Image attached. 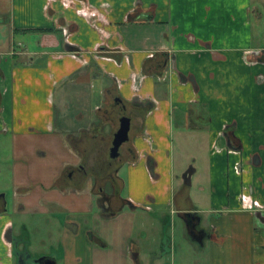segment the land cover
<instances>
[{"label":"crops","instance_id":"1","mask_svg":"<svg viewBox=\"0 0 264 264\" xmlns=\"http://www.w3.org/2000/svg\"><path fill=\"white\" fill-rule=\"evenodd\" d=\"M257 23L264 27V0H0V172L4 144L14 189L12 206L0 211V264H19L26 251L56 263L51 251L27 248L25 219L44 212L29 209L30 186L63 215L65 250L80 232L90 234L88 218L75 215L94 207L101 219L123 213L136 221L142 237L120 258L130 264H168L165 232L175 216L197 264H264V29L255 37ZM69 85L83 89L72 91L67 108ZM110 85L116 93L106 92ZM122 115L130 118L128 140L111 160ZM68 118L82 126L63 127ZM61 145L73 162L61 161L53 182L30 185L28 151L43 161ZM202 156L204 168L194 171ZM110 171L122 200L114 215L103 198ZM54 182L57 189H48ZM52 190L57 198H45ZM66 196L64 212L58 202ZM95 240L91 261L107 250Z\"/></svg>","mask_w":264,"mask_h":264},{"label":"rangeland","instance_id":"2","mask_svg":"<svg viewBox=\"0 0 264 264\" xmlns=\"http://www.w3.org/2000/svg\"><path fill=\"white\" fill-rule=\"evenodd\" d=\"M258 24V25H257ZM256 29H255V37L258 33H261L260 30L264 29V27H261L257 23ZM95 68V69H94ZM94 73L99 71L96 69L95 66H93ZM79 88L80 90L83 89L74 85H69V86H63V89L66 90V94L62 99H67L62 105L64 107H71L73 105L72 98H74V95L72 94L73 90H76ZM69 91V93H68ZM106 92L109 94H114L115 88L114 86L110 85L108 90ZM75 93V92H74ZM105 93V94H107ZM69 94V95H68ZM84 95V93L82 92ZM73 107V106H72ZM109 118L114 119L113 121L115 122V119L118 117V115L115 113L114 110L108 113ZM77 123L75 122V118H68L66 123H62V126L66 128H69L72 130H77V128L82 126V123L80 122V118L77 119ZM117 120V119H116ZM116 125V124H115ZM105 127V126H104ZM115 127V126H114ZM118 126L116 125L115 128ZM107 128L105 127L104 130ZM181 141L183 142V145H185L184 140ZM8 143H6V146ZM36 145H41V143L38 141ZM55 147L57 145L55 144ZM176 147V145H175ZM179 148V147H178ZM178 148H175V153ZM185 149V148H184ZM2 155L1 158H3V163L1 165V172H0V189L5 191L3 192L5 194V199L7 202V207L12 206V201H13V192L14 189L12 187V181H11V173H10V167H12V160L13 156L10 154V151L8 148L4 147V144L2 145ZM50 152L51 158L46 162V159L40 160L35 156L34 151H28L30 154V163L28 164L27 167L24 168V166H19L18 168L16 167V171L20 172L21 168H24L27 173V176L29 179L28 183H31L35 179H40L42 180V184H49L50 182H53L55 180V172L58 170V164L61 161H70L73 162L75 157L72 155V152L68 150V148L64 147L61 145L59 148H52L50 147L48 149ZM69 151V152H68ZM182 152H186L185 150H182ZM100 153L97 154V157L99 156ZM117 157V156H116ZM116 157H111V160ZM100 160V159H98ZM102 160H104L102 158ZM197 160V163L192 165L191 168L197 169L205 166L204 164V158L199 157ZM9 162V163H8ZM8 163V164H7ZM100 163V162H99ZM101 164V163H100ZM74 166V164H72ZM69 168V167H68ZM186 167H184L185 170ZM6 170H8V175L6 174ZM188 170L184 171L182 173L183 176L186 175ZM182 176V182L185 183V177ZM191 174L190 178L191 179ZM177 180H175V183ZM191 182V181H190ZM69 179H67L66 175L64 176V181L62 184H68ZM104 185V183H103ZM178 186L176 183L175 188ZM107 188L110 190V183H108L106 186H103V189ZM48 189H54L56 190V184L55 182L49 186ZM95 189V188H93ZM54 190L50 191L53 192L50 194L44 193V197L48 198H57V194H55ZM40 192L37 191L36 188H31L29 189L28 193V205L32 206L29 207V209L39 207V209L44 210V212L40 214H28L29 217H26L25 220H28L29 223V229H27L29 239L27 240L28 246L27 248L33 253L37 254L38 252H48L51 251L56 256V264H130V261L125 262V260H120V258L125 254V250L127 245L130 244L135 239H138V237H142V233H139V230L135 227L136 221L132 216H129L128 214H119L117 218H105L101 219L100 216L97 214L98 212L96 209L93 207L91 212L88 214H81L79 215L76 213L75 217L79 218L78 220H81L82 216H86L88 218V224H86V227H89V232L90 234L87 233H79L78 237L74 238V240L71 239V242L67 246V250L63 246L59 245L58 240L60 239L62 235V228L60 226V223L63 225V221H61V217L59 216V209L54 206H48L49 204H44L42 201V197H39ZM42 194V193H41ZM46 194V195H45ZM65 194H68L66 192ZM69 196V195H67ZM64 197L60 198V201L58 202V205H63L62 209L64 212L66 211L65 209L70 207L69 197ZM18 200L21 199L20 196L17 198ZM24 199V198H23ZM16 200V199H15ZM38 200V201H37ZM26 201V200H25ZM43 202V204H41ZM54 202V201H52ZM53 204V203H52ZM66 206V207H65ZM81 207V206H80ZM71 208V207H70ZM11 210V209H8ZM70 210V209H69ZM82 210V209H81ZM53 211V212H52ZM72 212H74V209H72ZM15 215H20L15 213ZM55 216V217H54ZM21 216H19L18 221H20ZM91 218V219H90ZM90 219V222H89ZM18 221L16 222L18 224ZM171 226L166 229V236H167V249L165 253V257L168 259V264H197L198 261V254L197 250H195V244H189L183 236V227H179L180 224V219L178 216H175L173 220H170ZM174 223V226H172ZM156 226V224H155ZM151 235H156V227L155 231H152ZM85 234V235H84ZM101 241V244H103L104 249L107 248L103 254L100 255H94L92 256V261L90 260V255H91V247L92 245L96 246V240ZM57 241V242H55ZM62 241V239H61ZM54 244V245H53ZM105 244V245H104ZM166 248V247H165ZM161 249H163L161 245ZM66 258V259H65ZM100 258L103 259V263H101L99 260ZM35 259H30L28 260L29 264H38L37 262L34 261ZM71 260L76 261V263H73ZM16 262H18L16 260Z\"/></svg>","mask_w":264,"mask_h":264},{"label":"flooded vegetation","instance_id":"3","mask_svg":"<svg viewBox=\"0 0 264 264\" xmlns=\"http://www.w3.org/2000/svg\"><path fill=\"white\" fill-rule=\"evenodd\" d=\"M123 106V105H122ZM73 170L69 167V169L66 171V177L67 179H69L68 177L71 176ZM115 171L113 172H109V174L104 178L105 179V183H111L110 184V193H107L108 196L107 197H103L105 200H107L108 204H109V208H110V213L111 214H115L114 211H116L122 204V200L118 199V195L117 193L113 192V184L112 182H115V176H114ZM104 179H102L101 181H99L100 183H102L104 181ZM112 185V186H111ZM101 190H103L102 188H100ZM104 194H106L103 191ZM7 206V202L6 199L3 196H1L0 194V211H5V208ZM19 257V264H23L22 261H24L26 259V261L30 260V259H36L35 257H31L29 252H24L23 254H18ZM42 259L40 262H38V264H56L55 261V257L53 255H41L40 256ZM24 258V259H22ZM35 261V260H34Z\"/></svg>","mask_w":264,"mask_h":264},{"label":"water","instance_id":"4","mask_svg":"<svg viewBox=\"0 0 264 264\" xmlns=\"http://www.w3.org/2000/svg\"><path fill=\"white\" fill-rule=\"evenodd\" d=\"M129 126H130V118L126 115H122L119 118V127L117 128V130L113 134V139L111 141V147H110V151H109V154L111 157L118 156L119 147L121 146L122 143H124L125 141L128 140ZM190 174H191V170H188L185 176L182 175L183 177H185V183L186 184L190 183V179H189ZM1 196H3V194H1ZM41 259L42 258L40 257L38 259H35V261L40 262Z\"/></svg>","mask_w":264,"mask_h":264},{"label":"trees","instance_id":"5","mask_svg":"<svg viewBox=\"0 0 264 264\" xmlns=\"http://www.w3.org/2000/svg\"><path fill=\"white\" fill-rule=\"evenodd\" d=\"M40 31L53 32L55 29H40ZM166 55V54H165ZM115 179V178H114ZM116 180V179H115Z\"/></svg>","mask_w":264,"mask_h":264}]
</instances>
